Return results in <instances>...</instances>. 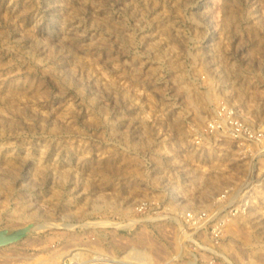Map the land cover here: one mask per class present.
<instances>
[{
    "label": "rangeland",
    "instance_id": "rangeland-1",
    "mask_svg": "<svg viewBox=\"0 0 264 264\" xmlns=\"http://www.w3.org/2000/svg\"><path fill=\"white\" fill-rule=\"evenodd\" d=\"M0 264H264V0H0Z\"/></svg>",
    "mask_w": 264,
    "mask_h": 264
},
{
    "label": "bare ground",
    "instance_id": "bare-ground-1",
    "mask_svg": "<svg viewBox=\"0 0 264 264\" xmlns=\"http://www.w3.org/2000/svg\"><path fill=\"white\" fill-rule=\"evenodd\" d=\"M101 258V257H100Z\"/></svg>",
    "mask_w": 264,
    "mask_h": 264
}]
</instances>
